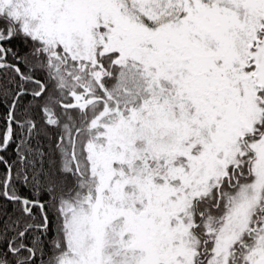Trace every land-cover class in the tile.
<instances>
[{
	"label": "snow or ice",
	"instance_id": "1",
	"mask_svg": "<svg viewBox=\"0 0 264 264\" xmlns=\"http://www.w3.org/2000/svg\"><path fill=\"white\" fill-rule=\"evenodd\" d=\"M0 264H264V0H0Z\"/></svg>",
	"mask_w": 264,
	"mask_h": 264
}]
</instances>
